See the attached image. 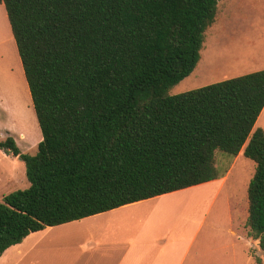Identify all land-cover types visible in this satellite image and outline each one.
I'll return each mask as SVG.
<instances>
[{"label": "trees", "instance_id": "16d2710c", "mask_svg": "<svg viewBox=\"0 0 264 264\" xmlns=\"http://www.w3.org/2000/svg\"><path fill=\"white\" fill-rule=\"evenodd\" d=\"M217 3L0 0L42 136L34 154L0 139L29 183L0 199V256L46 227L214 181L216 150L255 164L246 226L264 251V68L168 93L198 64Z\"/></svg>", "mask_w": 264, "mask_h": 264}, {"label": "rangeland", "instance_id": "374dc122", "mask_svg": "<svg viewBox=\"0 0 264 264\" xmlns=\"http://www.w3.org/2000/svg\"><path fill=\"white\" fill-rule=\"evenodd\" d=\"M0 21V53L15 50L18 57L2 4ZM10 44H13V50ZM200 54L192 73L172 86L169 94L263 69L264 0H218L215 20L205 32ZM0 65L6 71L13 61L3 58ZM9 78L12 87L0 97L3 101L0 110L5 112V123L9 128L1 127L0 137L5 135L6 129L11 130L21 152L34 154L42 136L28 88L20 74ZM258 127L264 131V107L253 130ZM214 157L219 174L216 180L164 195L158 200L150 199L83 218L93 220L72 226L71 230L52 228L44 229V234L36 232L20 246L21 258H5L0 264H42L44 260L47 264H54L57 249L84 247L88 239L94 240L97 247L118 249L126 247V242L135 238L137 233L142 234L143 239L164 235L179 237V243L169 246L189 247L203 253L204 257L195 259L193 264H229V251L235 248V239L241 247L245 246L246 240L247 246L255 243L247 235L246 226L247 187L255 164L242 152L232 156L216 150ZM21 165L24 167L23 163ZM28 185L24 170L12 190L24 189ZM196 251L195 255L198 254ZM249 252L254 254L252 247ZM254 257L257 256L254 254ZM259 259L264 264V258ZM189 260L186 264H192Z\"/></svg>", "mask_w": 264, "mask_h": 264}, {"label": "crops", "instance_id": "0c3cea01", "mask_svg": "<svg viewBox=\"0 0 264 264\" xmlns=\"http://www.w3.org/2000/svg\"><path fill=\"white\" fill-rule=\"evenodd\" d=\"M0 33H2L1 21H0ZM8 40L12 42L10 37ZM11 46L13 50V44ZM3 58H11L13 61V65H10L8 68H6V71H4L0 67V97L1 94L5 95L4 92H7L6 90L11 89L12 87L11 79L9 78L10 76H17L20 74L24 83H26L22 69V64L19 56L17 57L15 50L9 51L8 53L1 52L0 60H2ZM2 102L3 101L0 98V105L2 104ZM1 112L4 113L3 115L4 119H2L3 117L0 115V128L1 127L9 128V126L6 125L5 123L6 122L5 112L4 111ZM10 131L11 130L6 129L5 135L3 137H0V139H4L7 136H11ZM21 162L22 161L18 157L8 155L0 149V199L5 194L13 191L12 187L20 180L21 173L25 170L23 165H21L23 162L22 163ZM174 193L175 192L164 195H170ZM164 195L157 196L151 199L158 200L163 198ZM148 200L150 199L142 200L136 203H142ZM132 204H128L126 206ZM118 208L106 212H102L96 215H103L105 213L115 211ZM96 215H92V216H96ZM87 220H93V219H79L56 226L46 227L44 229H46L45 231L51 230L52 228L53 230L54 229L71 230L72 226L81 224L83 222H86ZM43 230L38 231L37 234L39 233L44 234L45 231ZM35 233L36 232L31 233L28 236L32 234L34 235ZM141 235L142 234L137 233L136 237L134 236L135 238H132L126 242L127 245L126 247L118 248V249L97 247L96 242L92 239H88V244L87 246L84 247L57 249L55 250L57 255H55L56 259L54 264H186L189 258H190L189 262L191 261V263L193 264L195 259L198 260L199 257L202 258L204 257L203 253L200 250L197 251L191 250V248L189 247L169 246L172 245L173 243H179L181 240L179 237L173 238L171 235H164L160 238L153 239V238L145 237V239H143L142 237H140ZM231 235L235 239L234 232H232ZM28 236H26L20 243L12 245L9 248H7L4 251V253L0 256V260H4L5 258L14 257V256L21 258V256L23 255V251L20 250V246L23 244L24 241L27 240ZM235 242H236L234 244L235 248L229 251V264H256L254 260V254L259 258H264V251H261L260 248L258 247L257 240H254L255 243H249L248 245L249 247L246 245L248 242L247 240L245 242L244 247L238 245L239 242L237 239H235ZM250 247H252V249L254 250V254L249 252ZM195 251L198 252L197 255L194 254ZM46 262L47 261L44 260L42 264H47ZM38 264L41 263L39 262Z\"/></svg>", "mask_w": 264, "mask_h": 264}]
</instances>
